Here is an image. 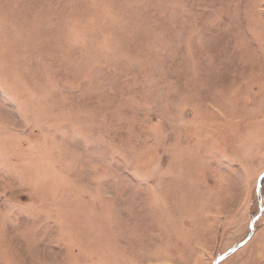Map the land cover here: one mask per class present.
Segmentation results:
<instances>
[{"label":"rangeland","instance_id":"374dc122","mask_svg":"<svg viewBox=\"0 0 264 264\" xmlns=\"http://www.w3.org/2000/svg\"><path fill=\"white\" fill-rule=\"evenodd\" d=\"M263 172L264 0H0V264H214Z\"/></svg>","mask_w":264,"mask_h":264},{"label":"water","instance_id":"95a60500","mask_svg":"<svg viewBox=\"0 0 264 264\" xmlns=\"http://www.w3.org/2000/svg\"><path fill=\"white\" fill-rule=\"evenodd\" d=\"M263 181H264V172L260 176L259 181H258V185H257V194H258V199H259L260 211L253 218V220H252V222L250 224V231H249L248 236L246 238H244V240H242L236 246L232 247L231 249H229L224 254L218 256L217 259L215 260L214 264H220L221 262H223L231 254L237 252L239 249H241L242 247H244L251 240V238L254 236V234L256 232V229H257L256 228V224L260 220V218L262 217L263 212H264L263 199H262V186H263Z\"/></svg>","mask_w":264,"mask_h":264}]
</instances>
